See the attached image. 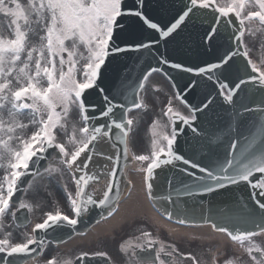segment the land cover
<instances>
[{"label":"snow or ice","instance_id":"snow-or-ice-1","mask_svg":"<svg viewBox=\"0 0 264 264\" xmlns=\"http://www.w3.org/2000/svg\"><path fill=\"white\" fill-rule=\"evenodd\" d=\"M153 2L156 7L150 9ZM153 12L172 14L163 20ZM0 18V232L11 228L9 219L17 227L31 223L28 214L39 205L24 197L35 190L38 178L60 177L72 213L56 207L44 212L30 232L4 233L0 264H31L34 256L45 254L50 230L68 225L76 231L91 209L99 208L104 220L118 212L122 189L117 168L122 156L128 159L129 139L137 123L130 113L146 109L140 94L154 73L162 74L177 90L150 125V153L133 156L147 165L141 169L146 173V196L158 204L163 201L168 220L176 216L183 225L187 220L179 217L187 201L182 198L212 195L233 186L247 190V198L236 201L241 215L235 222L231 208L220 209L216 220L210 214L201 219L248 258L245 262L229 256L223 264H264V59L253 61L245 40L254 25L264 30V0H0ZM197 22L203 31L199 47L212 53V59L189 66L162 54L156 58L157 65L193 77L184 89L159 66H149L141 74L130 100L101 87L110 58L151 52L161 40L168 44L189 23ZM138 28L152 33L147 42L137 34ZM202 82L211 91L194 105L186 93L195 99ZM173 98L187 114L174 107ZM218 100L221 108L227 106V123L218 129L223 135L202 127L211 123L209 113L224 119L216 112ZM181 124L204 141L201 147L209 150L208 164L181 152L179 137L186 134ZM225 143L223 156L212 154L213 147ZM65 174L74 192L63 181ZM161 179L163 185L158 183ZM101 180L103 187L97 191ZM120 249L131 253L134 264L183 260L200 264L191 253L185 255L149 231L122 243ZM45 264L60 262L50 255ZM65 264L112 261L104 251H82Z\"/></svg>","mask_w":264,"mask_h":264},{"label":"water","instance_id":"water-1","mask_svg":"<svg viewBox=\"0 0 264 264\" xmlns=\"http://www.w3.org/2000/svg\"><path fill=\"white\" fill-rule=\"evenodd\" d=\"M156 7L155 2H153L152 5H150V9ZM171 12H153L152 16H154L156 19H163L167 20ZM138 27V26H137ZM137 34L142 37L143 34H147V39L152 35V33L148 30L139 29ZM203 34V31L201 30L200 24L197 22L195 24L189 23V26L181 32L179 36H177L174 40H171L168 44H165L163 40H161L160 44L156 47H153L151 49V52H148L149 60L145 63L147 67L149 66H156L157 65V57L161 56V54L173 62H184L189 66H194L200 64L202 61L210 60L212 59V53L206 52L205 49L199 47V37ZM119 43V41H117ZM157 48L159 51H157ZM129 54L128 57H131L134 52L127 53ZM122 59L120 54L114 59L110 58V64L107 67V70L104 73V79L103 83L101 84V87H104L106 91L108 89H112V78L111 75L113 73H118L122 66ZM123 64L126 66L127 62L123 60ZM161 67H164L168 70H170L166 65H158ZM173 72L179 73L177 70H174ZM186 80L184 82L183 87L184 89L185 85L190 82L193 77L190 74H185ZM211 91V87H205L202 82V86L200 89L197 90L196 98L193 99L191 94L186 93V98L189 100L192 104H197L200 102V100L203 98V95L207 92ZM114 92V91H113ZM113 94V93H112ZM215 94V93H213ZM120 98L119 96H117ZM121 99V98H120ZM257 99H259L257 97ZM95 102L99 104L100 97H95ZM220 102L218 100L217 102V108L216 112L219 113L220 117H224V119H218L216 116V119H211L212 113H209V119L211 120V123H208L206 127V131L208 133L216 132L218 135H223V132L218 131V129H222L223 126L227 123L226 120V108L225 105L223 108L219 106ZM213 121V124H212ZM199 122V121H198ZM180 127L182 129H185L186 134L181 135L179 137V147L182 153L191 156L193 159L200 161L202 164H208L210 162L209 159V150L207 148H202V144L204 141L194 139L193 141H190L191 138L194 137L193 133L190 130L186 129V126L181 124ZM245 129L242 127L241 131H244ZM227 147V144L225 143L222 147H213L212 148V154L213 155H220L223 156L224 154V148ZM118 148L122 152V145H118ZM203 157V159H202ZM127 162L123 159V156L120 161V165L117 168V183L119 187L122 189V193L125 190L126 187V181H125V174H124V168L126 166ZM159 171V170H158ZM176 175H179V173H175ZM197 174H199L197 172ZM165 173H161V177H163ZM187 181L186 177H182ZM191 182V181H187ZM158 183L163 185V179L159 180ZM104 181L101 180L99 184H97V191H99L103 187ZM162 190V188H161ZM121 193V194H122ZM121 196V195H120ZM248 196L247 190H242L240 187L233 186L227 190H221L218 193L212 194V195H197L195 197L191 198H182V200H186V204H182L181 207L184 208V211L180 213L179 218H186V223H204V221L201 219L202 215L210 214L212 215V219L216 220L217 216L216 213L219 212L222 208H231L233 209L232 217L233 220L231 222H235L238 217L241 215V213L238 211V207L236 204L237 199L244 200ZM115 199V194H114ZM153 200V199H152ZM155 205L164 213V206L163 201H161L159 204L154 202ZM203 207V212L202 208ZM209 209H211V212L209 213ZM99 208L91 209L89 213H87L84 217V220L82 223H80L77 228L83 224H86L88 221L92 219L100 218L101 215ZM174 219L178 220L176 216L173 217Z\"/></svg>","mask_w":264,"mask_h":264},{"label":"rangeland","instance_id":"rangeland-1","mask_svg":"<svg viewBox=\"0 0 264 264\" xmlns=\"http://www.w3.org/2000/svg\"><path fill=\"white\" fill-rule=\"evenodd\" d=\"M259 39H254L253 43L251 44L252 52L254 55V59L258 62L262 59L263 53L262 48L259 50ZM155 88H159V91H156ZM173 89L170 85H168L164 79L160 76H154L151 78L150 82L146 85L145 90L143 91V99L146 104V109L144 110H137L134 112V115L137 119V123L134 125L133 134H131L130 145L134 155H141V154H149L151 151V128L150 125L154 119L160 117V109L164 107L170 97L173 95ZM173 105L178 110H181L183 113H187V110L180 104L178 100L173 98ZM163 122V120H162ZM63 139V137H62ZM136 168L138 170L142 168H146V162L135 161V164L129 168ZM0 177H2L0 172ZM63 181L67 183L68 190L74 192V184L71 182V178L64 175ZM26 202H30L33 205H39L38 211L40 217L37 221H40L44 212L49 210H54L56 207H59L63 210L65 214L72 215L70 211V206L66 200L64 191H63V183L60 180V177H54L51 179L44 178L43 181H37L35 183V190H30L27 196L25 197ZM36 200V201H35ZM148 223L149 227H155L158 230H161L163 233L168 235L169 233H173L177 235L178 238L182 239L183 241H189L190 239L196 238V235H188L184 234L185 232H181L174 229H168L157 222V219L154 218L152 215L148 213H144L137 217H134L131 220L126 221L124 224L120 225L118 228L114 229L112 233L108 234V237H114L115 235H119L120 233H125L129 229L135 225L137 230H140L137 223ZM152 225V226H151ZM30 227L25 229V232H29ZM183 235H186L183 236ZM100 238H102L100 236ZM206 238V237H202ZM204 244H211L206 240H202ZM203 245L202 242H199ZM202 245H198V248H201ZM189 245L184 244L185 250ZM197 248V249H198ZM71 249V248H69ZM65 252V250L61 249L60 247H55L49 245L45 254H57L60 252ZM67 251V250H66ZM244 253V252H243ZM245 262H247L248 258H242Z\"/></svg>","mask_w":264,"mask_h":264},{"label":"bare ground","instance_id":"bare-ground-1","mask_svg":"<svg viewBox=\"0 0 264 264\" xmlns=\"http://www.w3.org/2000/svg\"><path fill=\"white\" fill-rule=\"evenodd\" d=\"M128 180L131 182L130 189L125 198L120 201L118 212L109 217L108 220H101L99 224H94L85 232V235H75L67 240L61 246L65 249L76 246L83 242H90L99 236L108 235L112 231L124 224L126 221L133 219L144 213H148L157 219V222L168 229H174L185 232L188 235L199 237H213L221 241L223 245L228 244L224 234L216 233L208 224L187 225L179 224L173 220H168L162 216L153 206L150 198L145 194V172L136 168H131L127 172Z\"/></svg>","mask_w":264,"mask_h":264},{"label":"flooded vegetation","instance_id":"flooded-vegetation-1","mask_svg":"<svg viewBox=\"0 0 264 264\" xmlns=\"http://www.w3.org/2000/svg\"><path fill=\"white\" fill-rule=\"evenodd\" d=\"M247 39H248L247 43L250 44L254 40V32H253L252 35H248ZM263 52H264V46H263ZM136 237H137L136 235H129L128 233H126V236L122 238V243L126 242L127 240H135ZM154 237L157 238L156 236H154ZM159 239L162 240L165 243H168V241L172 240V239H169L167 237L159 238ZM122 243H121V241L119 243H116L113 246V248H109L107 246H103L102 247V251L107 252L108 256L111 258L112 264H134V261L131 258V253L130 252L129 253H124V252L121 251L120 245ZM175 246L177 247V245H175ZM177 249H178V247H177ZM203 249L206 252L205 255L209 258L210 257L209 248H204L203 247ZM108 251H115L116 253L108 252ZM185 255H187V254H185ZM199 261H200V264L203 263L204 258H203L202 255L200 256ZM180 264H192V262L190 260H183V261L180 262Z\"/></svg>","mask_w":264,"mask_h":264}]
</instances>
